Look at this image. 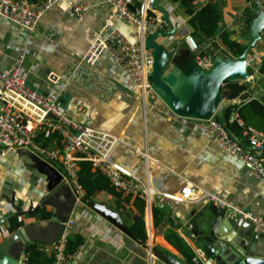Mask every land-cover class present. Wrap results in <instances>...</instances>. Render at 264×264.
Instances as JSON below:
<instances>
[{
    "label": "crops",
    "instance_id": "obj_1",
    "mask_svg": "<svg viewBox=\"0 0 264 264\" xmlns=\"http://www.w3.org/2000/svg\"><path fill=\"white\" fill-rule=\"evenodd\" d=\"M29 1L37 3L41 0ZM71 2H81L86 6L81 18L66 13L65 8ZM209 2L220 12V29L228 32V40L246 45L249 41L248 9L256 2H260L264 9V0H161L160 5L168 10L177 30L174 35L158 37V41L169 49L182 45L183 34L195 32L190 18ZM109 10L110 4L106 0L57 2L44 11L33 31L0 17V67L10 66L24 54L27 82L41 91L60 90L61 100L70 116L118 136L119 142L111 156L132 167L141 185L150 192L143 212L147 236L144 246L98 216L87 204L89 200H97L117 207L128 227L141 214L134 194L127 199V193L122 191L118 196L101 189L85 202L75 199L69 214L72 225L68 230L69 233L81 234L83 241L74 252L67 254L66 264H165L153 254L152 247L185 262L165 234L175 230L191 248L199 247L191 239L188 223L193 206L209 201L207 194L216 193L232 203L235 211L229 208L227 211L235 218H241L242 229H251L252 222L238 210L264 211V184L235 155L217 145L206 120L178 116L154 92L142 94L127 86L112 71L108 52H104L93 66L81 60L82 50L90 43ZM122 26L131 39H136L134 26L128 23ZM198 34L194 35L196 39ZM214 40L220 48L226 49L221 37L215 35ZM211 41L212 38H208L206 44L210 46ZM263 58L264 40H259L250 52L253 73L248 80L250 86L246 93L249 97H264V72L259 71ZM239 100L238 96L224 98L223 103L226 106ZM61 144L60 137L48 143L53 147ZM26 152L22 148L9 150L0 158V216L13 211L9 200L15 205L22 200L21 207L31 212L19 216L12 214L11 217L19 221L17 228L31 224L29 230L36 228L35 233L40 234V226L46 224L57 204H64L68 194L66 190H57L55 198H52L54 204L41 205V198L49 196L52 189H49L47 175L34 166L32 157ZM52 164L62 173L60 162ZM185 183L195 187L194 194L188 199L174 201L162 195L164 191L178 192ZM152 202L160 204L164 212L157 224L153 218ZM44 212L49 216L43 217ZM10 218L0 224V240L11 232ZM29 244H38L43 257L52 259L53 251L49 244ZM257 244L264 245V236ZM27 247L22 264H27Z\"/></svg>",
    "mask_w": 264,
    "mask_h": 264
},
{
    "label": "built area",
    "instance_id": "obj_2",
    "mask_svg": "<svg viewBox=\"0 0 264 264\" xmlns=\"http://www.w3.org/2000/svg\"><path fill=\"white\" fill-rule=\"evenodd\" d=\"M65 0H41L32 3L29 0H0V17L19 27L33 31L42 14L57 2ZM110 10L96 28L93 38L81 52V60L93 66L104 52H108L111 69L117 73L127 86L141 91L153 92L147 75L152 65V47L144 44V36L156 30H167L169 24L162 13L153 5V0H106ZM86 6L81 2L67 4L68 16L81 18ZM134 26L136 39H131L122 24ZM260 40H264V28L260 31ZM184 44L194 53L201 67L211 64V56L202 52L198 40L190 32L183 34ZM22 54L8 67H0V158L9 150L29 149L50 163L60 162L62 174L78 201H84L85 191L77 181L76 163L80 159L89 160L107 176L114 188L124 193L138 194L149 199V190L141 185L135 170L112 156V150L119 137L70 116L61 100V91L51 88L41 91L27 82ZM264 85V79H263ZM264 103V98H263ZM240 123L236 111L231 113ZM217 145L235 155L249 169L253 176L264 184V130L248 125L242 131L247 141H241L214 116L206 120ZM56 132L61 138V146L42 144L36 140V134ZM195 187L185 183L178 192H162V195L174 201H183L194 194ZM208 199L217 205L235 211L231 202L216 193H209ZM252 222L257 231H264V211L238 210ZM237 212V211H236ZM62 236L49 244L53 257L49 264H66L68 227L72 218L64 222ZM185 236L183 232L180 233ZM192 264H215L206 257L199 247H192ZM111 264V263H103Z\"/></svg>",
    "mask_w": 264,
    "mask_h": 264
},
{
    "label": "water",
    "instance_id": "obj_3",
    "mask_svg": "<svg viewBox=\"0 0 264 264\" xmlns=\"http://www.w3.org/2000/svg\"><path fill=\"white\" fill-rule=\"evenodd\" d=\"M160 2L161 0H153V5L167 20L169 29L156 30L143 39L146 46L152 47V65L147 75L152 91L178 116L203 120L216 116L226 124V106L223 103L221 85L225 80L244 81L251 78L253 67L249 62L250 52L259 42L260 31L264 28V9L260 2L248 9L249 41L239 55H226L208 46L206 41L199 42V47L204 48L211 56V64L201 67L196 62L193 51L184 43L169 49L158 41V37L174 35L177 30L170 20L168 10ZM26 151L32 157L34 166L47 175L49 189H52L49 196L41 198V205L49 202L54 204L52 198H55L57 190H66L68 197L64 204H57V209L46 219V224L40 226V234L35 233L36 228L29 230L31 224H23L4 234L0 240V264H22L23 252L29 243L51 244L58 240L75 201L73 190L63 174L52 163L29 149ZM9 201L13 211L1 215L0 224L12 214L19 216L31 212L21 207L22 200L18 205ZM87 204L98 216L122 233L142 246L145 245L129 232L117 207L97 200H89ZM227 210V207L211 200L193 206L188 219L191 239L199 244L206 257L214 259L215 264H264V245L257 244L264 236V231H257L253 226L251 229H242L241 218H235ZM151 251L165 264H188L156 247H152Z\"/></svg>",
    "mask_w": 264,
    "mask_h": 264
},
{
    "label": "trees",
    "instance_id": "obj_4",
    "mask_svg": "<svg viewBox=\"0 0 264 264\" xmlns=\"http://www.w3.org/2000/svg\"><path fill=\"white\" fill-rule=\"evenodd\" d=\"M189 22L193 25L195 35L198 34V42L207 41L208 38H212L210 46L214 47L216 51L221 52L226 55L237 56L244 49L245 45L239 43L236 40H228V32L226 30L220 29V12L212 3H206L190 18ZM215 35H218L223 39L226 44V49L220 48L218 43L215 42ZM202 52H205L204 48H201ZM259 71L264 72V58L259 66ZM250 82L248 80H225L221 85V91L224 98L231 99L234 97H239V102L228 103L226 105V126L228 129L241 141L246 142L247 137L243 134L244 128L251 125L257 129L264 130V103L263 98L249 97L246 93L249 90ZM233 111L238 113L241 123L236 119H230V115ZM217 118L216 116H214ZM56 132L49 133H38L36 134V140L40 141L42 144L48 145L53 138H57ZM77 170V181L82 185L85 191L84 200H88L93 193L101 189H106L118 196H120L121 191L115 189L110 183L109 179L105 174L94 168L89 160L80 159L76 163ZM132 193H127L125 197L129 199ZM135 203L139 206L141 214L138 215L133 222L127 227L129 232L137 239L145 241L146 231L144 224V206L145 199L138 194H134ZM160 205V204H159ZM152 202V213L155 223L163 217L164 212L161 205ZM43 217H48L49 213L44 212ZM12 224L9 230L17 228L19 221L15 217L10 218ZM166 239L182 254L185 262L192 264L191 257L193 255L191 247L188 243L179 235L175 230H169L165 234ZM83 241V237L79 233H69L67 235L66 243V254H70L77 249ZM26 262L27 264H49L51 259L44 258L41 247L38 244H29L26 251Z\"/></svg>",
    "mask_w": 264,
    "mask_h": 264
},
{
    "label": "rangeland",
    "instance_id": "obj_5",
    "mask_svg": "<svg viewBox=\"0 0 264 264\" xmlns=\"http://www.w3.org/2000/svg\"><path fill=\"white\" fill-rule=\"evenodd\" d=\"M167 47V46H166Z\"/></svg>",
    "mask_w": 264,
    "mask_h": 264
}]
</instances>
